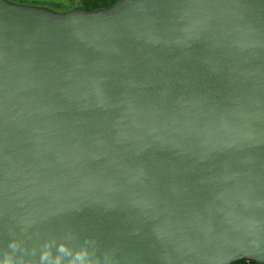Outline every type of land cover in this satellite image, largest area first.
<instances>
[{
  "label": "water",
  "instance_id": "1",
  "mask_svg": "<svg viewBox=\"0 0 264 264\" xmlns=\"http://www.w3.org/2000/svg\"><path fill=\"white\" fill-rule=\"evenodd\" d=\"M264 263V0H0V264Z\"/></svg>",
  "mask_w": 264,
  "mask_h": 264
},
{
  "label": "rangeland",
  "instance_id": "2",
  "mask_svg": "<svg viewBox=\"0 0 264 264\" xmlns=\"http://www.w3.org/2000/svg\"><path fill=\"white\" fill-rule=\"evenodd\" d=\"M15 3L43 6L57 11H65L75 7L81 0H10Z\"/></svg>",
  "mask_w": 264,
  "mask_h": 264
},
{
  "label": "trees",
  "instance_id": "3",
  "mask_svg": "<svg viewBox=\"0 0 264 264\" xmlns=\"http://www.w3.org/2000/svg\"><path fill=\"white\" fill-rule=\"evenodd\" d=\"M118 0H81V5L86 9H99L114 4ZM230 264H264L252 259L240 258L232 261Z\"/></svg>",
  "mask_w": 264,
  "mask_h": 264
},
{
  "label": "flooded vegetation",
  "instance_id": "4",
  "mask_svg": "<svg viewBox=\"0 0 264 264\" xmlns=\"http://www.w3.org/2000/svg\"><path fill=\"white\" fill-rule=\"evenodd\" d=\"M76 6H82L81 3L79 2Z\"/></svg>",
  "mask_w": 264,
  "mask_h": 264
}]
</instances>
